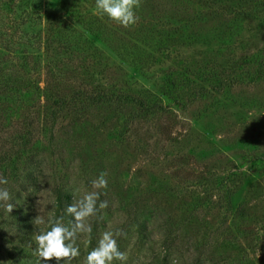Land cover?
<instances>
[{
	"label": "rangeland",
	"instance_id": "obj_1",
	"mask_svg": "<svg viewBox=\"0 0 264 264\" xmlns=\"http://www.w3.org/2000/svg\"><path fill=\"white\" fill-rule=\"evenodd\" d=\"M192 2L141 0L138 22L121 29L118 24V29L126 39L136 37L149 60L122 63L119 73L101 76L78 65L72 71L70 59L62 61L46 46L59 37L50 26L53 17L74 33L88 25H116L94 14L95 0H0V84L24 77L30 85L26 92L13 90L12 83L11 90L0 85V147L9 155L0 161V176L8 180L0 187L8 189L14 205L10 213L0 207V264L37 261L35 243L26 251L16 244L15 215L31 221L32 238L38 201L42 214L59 217L55 190L73 202L74 189L91 191L101 171L108 173V187L100 200L108 207L90 219L92 231L79 236L80 256L71 264H83L100 235L116 229L126 233L118 245L128 259L113 264H264V78L237 81L185 106L171 102L165 110L133 119L127 118L126 102L88 104L83 96H72L69 104L55 103V113L53 102L43 96L45 85L51 99L71 96L77 82L86 80L87 93L116 82L125 84L133 98L165 101V85H174L183 68L231 72L240 57L264 55V4L234 21L236 13L215 18L209 7H199L206 12L200 21L209 35L196 40L180 36L184 18L193 14ZM221 3L232 6L238 0ZM157 28L161 34H150ZM222 30L232 32L230 39L228 33L217 38ZM22 50L38 60L25 75L3 64ZM180 85L184 96L179 98L185 99L210 83L198 79Z\"/></svg>",
	"mask_w": 264,
	"mask_h": 264
},
{
	"label": "trees",
	"instance_id": "obj_2",
	"mask_svg": "<svg viewBox=\"0 0 264 264\" xmlns=\"http://www.w3.org/2000/svg\"><path fill=\"white\" fill-rule=\"evenodd\" d=\"M221 1L222 0H195L194 2L193 0V14L190 17L184 18L185 21L182 24L184 31H182L183 33L180 36H182L183 38L194 37L196 38V40L203 36L208 37L209 33L207 29L205 27L203 28L204 22L200 21L201 15H206L205 10L202 14L200 13V11L203 10L202 8L205 6L211 9L210 14L215 18L218 16L223 18L229 16L230 14L232 15V13H236L233 17L231 16L232 21H234L240 15L243 16L244 19L245 15H249V12H251L252 10L255 13V11H257L258 8L264 4V0H238L237 5L235 4L230 6L226 5V3L222 4ZM215 12L219 13L215 14ZM63 23L64 21L59 19V17H53L50 26L52 28V32H54L55 34L57 33L56 35L59 37L57 39V42H55L54 44L52 41L47 40L48 44H46V46L51 49L54 55H62V61L66 60L65 58H67V60L70 59L72 63H74V68H72V71L78 65V67L82 69V72L85 71L86 73L92 74L96 73L103 76L111 74L112 72L119 73L123 68L121 65L122 63L136 65L140 63L139 61H143L144 57L146 58V60H149L150 58V56L146 54L143 48L136 45L135 42L138 41V39L136 37L134 38V41L126 39V37L123 36L119 31V29H121V26L119 25L118 29V24L116 23V25H113L112 23L110 26L95 25L94 27H91L90 25H88L86 26L85 31L81 30L82 32L78 33H74L72 29H70L66 25H63ZM173 25L175 24L173 23ZM188 27L190 28L187 29ZM158 29L159 28L155 29V31L151 32L150 34H154L156 31L160 32ZM161 33L162 32H160V34ZM226 33H228L227 37L230 39V36H232V32H225V30L218 32L217 38L219 39L220 35H226ZM147 34V32H144V34H140L138 36H146ZM213 34H216V32H214ZM65 35L67 36L62 38V36ZM183 35H185V37ZM150 39H152V37ZM110 52H112L113 55H111ZM18 53L19 54L16 55L14 60H11L9 62H6L7 60L3 61L5 67H10L12 69L14 67L15 73L23 72L22 75H25V72L27 70L38 65V60L32 57L29 52L22 50ZM240 58L241 60L236 62V69L231 72H229V70H222L212 66L206 69H202L201 67L199 69L191 68L190 70L188 68H183V72L177 78V80L174 79V81H176L174 82V85L173 83L171 85H165L166 90L163 91V96L165 95L164 97H166L165 101L162 99H157V96L133 98L131 97L129 91L125 89V84L124 87H122V83L121 85H118L116 82L111 83L105 88H101L100 85L99 88H97V92L92 93L91 91L87 93L88 85H90V83L86 80L77 82L71 96L69 95L67 97L62 95L57 100L55 98L51 99V90L47 87V85L44 86L43 96L45 97L46 101L50 100L53 102L55 107L52 112L55 113L57 111L56 105L71 103L72 96H83L85 99H88V104L95 102L103 103L105 101L114 102L115 104L126 102L127 105L125 106H127L129 111L127 113V118L133 119L135 117H141L149 113H155L156 111L158 112L161 109L165 110L170 106L169 104L171 102L174 104H182L175 106H185V104L189 103L188 100H192L198 95H204L205 93L214 94L221 89H226L228 86H231L234 82L237 81L255 82L264 78V55L257 54L249 56L248 58ZM0 63H2V61ZM68 70H66V73L68 72ZM16 78L17 77H12V79L0 85L6 84L11 90L10 83H12V86L14 87L13 90H24L26 92L30 87V85L25 82L26 78L22 77L21 79L15 80ZM198 79L207 81L210 83V85H201L200 88H195L194 90L192 89L190 91V94L188 93L185 99H180L179 96H184V91H182L184 85L181 86L180 82H195ZM81 93H83L84 95H79ZM132 100L135 101L137 105H128ZM50 104L52 103L50 102ZM82 104H84V101ZM90 106L92 105H82V107L84 108H88ZM28 131L30 132V130ZM27 134L29 133L27 132ZM29 136L30 135H26V139H24L23 141L28 140ZM25 142L21 144L19 143L21 147H24L23 144ZM19 144H17L18 147L15 150L20 148ZM8 157L9 155L7 156L6 153L2 150V147H0V161ZM23 186V188L26 189L25 191L29 190L25 185ZM67 195L68 194L61 189L57 188L55 190L56 210L58 212H61V215L64 216V219L69 224L71 219L73 218L66 213L65 209L67 208V206L72 204V200L70 196ZM25 217L26 216L21 215L20 213L14 216L15 225L17 229L20 230L19 237L17 238L18 242H16V244L19 246V249L21 251L35 248V245L32 246L34 242L32 241L31 236L28 235V229L32 224L31 221H28ZM23 262V264H37V261ZM41 264H44V262L41 261Z\"/></svg>",
	"mask_w": 264,
	"mask_h": 264
},
{
	"label": "clouds",
	"instance_id": "obj_3",
	"mask_svg": "<svg viewBox=\"0 0 264 264\" xmlns=\"http://www.w3.org/2000/svg\"><path fill=\"white\" fill-rule=\"evenodd\" d=\"M141 6V0H95L94 14L107 16L112 21L130 28L138 22L136 9ZM108 173L101 171L99 176L91 181V191L74 189L73 202L65 209L71 216L69 225L64 224V216H54L43 213L41 202L40 214L33 218L35 226L33 241L36 244L35 256L37 264H48L55 259L56 264H71L80 256L77 244L79 236L92 231L90 219L96 217L100 210L108 207L107 200H100L101 190L107 189ZM8 184L7 178L0 176V185ZM12 197L7 188L0 187V207L10 213L14 205L10 203ZM99 202V203H98ZM126 236L121 229L104 231L96 246L86 254L83 264H113L114 261L126 262L127 254L120 250L118 238Z\"/></svg>",
	"mask_w": 264,
	"mask_h": 264
}]
</instances>
